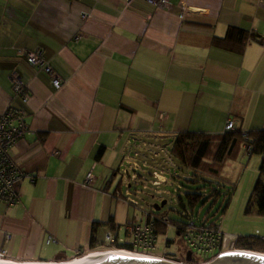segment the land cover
<instances>
[{"label":"crops","instance_id":"crops-1","mask_svg":"<svg viewBox=\"0 0 264 264\" xmlns=\"http://www.w3.org/2000/svg\"><path fill=\"white\" fill-rule=\"evenodd\" d=\"M229 27L247 33L242 49ZM35 48L59 89L20 52ZM9 105L30 127L11 155L34 179L20 182L17 204L0 201V251L69 260L94 227L100 243L115 227L125 236L137 214L122 189L146 181L139 169L170 157L178 133H223L229 118L264 129V0H0V114Z\"/></svg>","mask_w":264,"mask_h":264},{"label":"rangeland","instance_id":"rangeland-1","mask_svg":"<svg viewBox=\"0 0 264 264\" xmlns=\"http://www.w3.org/2000/svg\"><path fill=\"white\" fill-rule=\"evenodd\" d=\"M262 161L261 155L253 154L251 157L246 152H239L236 157L224 163L218 176L197 173L195 168L188 167L173 154L167 156L165 152L155 161L149 160L145 167L141 166L138 172L146 181L132 182V189L124 188L122 192L125 197L137 203L132 206L138 221L143 219L146 210L163 214L168 219L169 224L158 232L155 247L151 252L178 261L186 260L188 244L184 237L177 233L176 228L178 223L188 222V218L182 214L185 209L193 213L192 218L198 223L220 224L225 237L230 241L239 235H255L257 231L264 235V216L246 210L251 202L256 181L259 177L264 181V172L260 170ZM153 170L165 174L167 182L153 184ZM191 192L202 194L195 204H191L187 196ZM163 199H166L165 205L156 210L153 205L160 204ZM107 248L114 249L111 244L104 243L95 249L82 250L75 257ZM224 249H235V246L228 244ZM215 254L217 250H196L193 255L195 259L205 260ZM71 256L73 255L69 257ZM3 258L13 259L8 255Z\"/></svg>","mask_w":264,"mask_h":264},{"label":"built area","instance_id":"built-area-1","mask_svg":"<svg viewBox=\"0 0 264 264\" xmlns=\"http://www.w3.org/2000/svg\"><path fill=\"white\" fill-rule=\"evenodd\" d=\"M124 1L128 2L130 0ZM146 1L156 6H163L167 2V0ZM82 17L86 18L87 13H83ZM20 52L26 57L29 63L35 65L39 69H42L50 76L51 83L55 89H59L62 86V80L59 74L50 65L41 48L21 49ZM10 80L14 93L20 96L24 103H28L32 95L29 86L24 83L21 77L16 73L11 74ZM235 128V120L232 118L227 119L225 124V131L234 130ZM29 131L30 127L26 121V113L23 109L9 105L7 109H5V111L0 114V201H3L9 206L15 205L20 201V182L25 177H29L32 180L34 179V176L26 172L16 161V159L11 155V148L19 139L25 137L26 134L29 133ZM242 136L244 149L246 153H249L252 149V144L248 130L244 129L242 131ZM92 178L93 174L89 172L85 179L86 183H89ZM156 178L160 180L157 175ZM154 183L158 184L159 182L155 181ZM130 201L131 203L137 205L134 200ZM182 214L188 218L187 230L183 233L182 236L187 242L188 248L192 251V254H194L196 250H217V254H215L216 256L220 253L230 250H247L264 255V252L262 251L236 248L238 236H236L231 241L228 240V238L225 237L220 224L213 222L198 223L193 220V213L187 209H185ZM144 216L145 219L143 221L134 219H129L128 221H126L123 226L125 236H120L118 233L121 227H115L114 229L108 230L104 238V243H108L111 245H114L115 243L128 244L131 248L125 250L130 253L140 256L178 261L172 257H168L166 255H157L151 252V250L155 247L156 240L158 238L156 222L161 221L169 224L166 216L163 214L158 215L150 210H146L144 212ZM250 236L253 240L259 239L260 241L264 242V235H260L259 231H257V234ZM51 241H55V239L54 237L50 236L48 242ZM228 244L234 245L235 249H224ZM5 255H7L6 251H0V256L4 257ZM181 262H185L188 264L203 263L187 262L186 260H182Z\"/></svg>","mask_w":264,"mask_h":264},{"label":"trees","instance_id":"trees-1","mask_svg":"<svg viewBox=\"0 0 264 264\" xmlns=\"http://www.w3.org/2000/svg\"><path fill=\"white\" fill-rule=\"evenodd\" d=\"M226 38H232L235 42L240 43L242 49L247 39V33L235 27H229ZM244 129L236 127L234 130L224 131L219 134H211L206 132L196 131H183L176 135L173 146L171 148L172 154L184 162L188 167L197 169L200 173H206L212 176H218L224 163L230 159L236 157L243 143L242 131ZM251 137L252 149L248 153L249 155H262V164L260 166L261 172H264V129L248 130ZM191 204H195L200 200L202 194L200 193H188L187 194ZM247 212H255L258 215L264 216V181L261 177L256 181L251 202L246 208ZM191 212V211H190ZM156 213V212H155ZM160 215L159 213H156ZM168 224L165 222L157 221L156 228L159 232ZM177 233L183 235L187 230V222L177 224ZM96 228H93L91 235L89 249H95L100 243L96 237ZM116 249H130V245L115 243L111 245ZM236 248L249 249L255 251L264 252V242L259 239L253 240L250 235H239ZM79 254V253H78ZM215 256V255H214ZM214 256L205 259L198 260L194 258L192 254L193 263H200L207 261ZM75 257V256H74Z\"/></svg>","mask_w":264,"mask_h":264},{"label":"water","instance_id":"water-1","mask_svg":"<svg viewBox=\"0 0 264 264\" xmlns=\"http://www.w3.org/2000/svg\"><path fill=\"white\" fill-rule=\"evenodd\" d=\"M166 203L163 199L160 204L155 203L153 207L159 210ZM192 251L188 250L186 261L191 262ZM85 264H188L181 261H172L162 258H152L146 256L124 255L111 253L108 257L97 258ZM201 264H264V255L247 250H230L220 253Z\"/></svg>","mask_w":264,"mask_h":264},{"label":"bare ground","instance_id":"bare-ground-1","mask_svg":"<svg viewBox=\"0 0 264 264\" xmlns=\"http://www.w3.org/2000/svg\"><path fill=\"white\" fill-rule=\"evenodd\" d=\"M111 253H120L124 255H136L133 253L128 252L124 249H106V250H93L90 252H87L81 256L71 258L69 260L65 261H15L12 259H6L3 257H0V264H85L86 262L97 259V258H105L108 257Z\"/></svg>","mask_w":264,"mask_h":264}]
</instances>
